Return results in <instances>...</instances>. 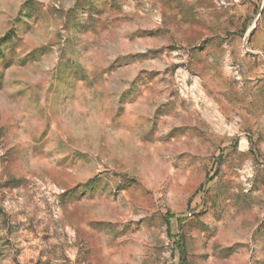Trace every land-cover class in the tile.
I'll use <instances>...</instances> for the list:
<instances>
[{
	"label": "rangeland",
	"instance_id": "obj_1",
	"mask_svg": "<svg viewBox=\"0 0 264 264\" xmlns=\"http://www.w3.org/2000/svg\"><path fill=\"white\" fill-rule=\"evenodd\" d=\"M0 264H264V0H0Z\"/></svg>",
	"mask_w": 264,
	"mask_h": 264
}]
</instances>
